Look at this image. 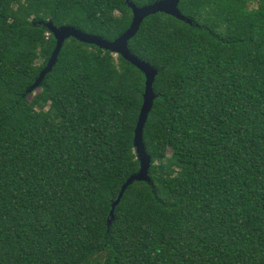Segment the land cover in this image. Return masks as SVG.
<instances>
[{
  "label": "trees",
  "instance_id": "trees-1",
  "mask_svg": "<svg viewBox=\"0 0 264 264\" xmlns=\"http://www.w3.org/2000/svg\"><path fill=\"white\" fill-rule=\"evenodd\" d=\"M142 8L162 0H129ZM146 18L131 53L158 70L134 146L146 77L109 42L127 0H0V264H264V1L181 0ZM42 22L43 24H40Z\"/></svg>",
  "mask_w": 264,
  "mask_h": 264
},
{
  "label": "water",
  "instance_id": "water-1",
  "mask_svg": "<svg viewBox=\"0 0 264 264\" xmlns=\"http://www.w3.org/2000/svg\"><path fill=\"white\" fill-rule=\"evenodd\" d=\"M180 1L181 0H162L152 5L139 8L135 6L133 3H131L129 0H127V4L132 9L133 12V21L130 28L113 42H109L98 36L86 34L75 27H69V26L57 27L53 22H49L45 24V27L55 37L57 44L46 67L40 73L36 82L28 90V93H32L36 89H38L42 85L45 77L53 71V69L55 68L58 62V58L62 51L64 43L70 38H74L86 44L95 45L101 49L110 51L115 55H121L126 61H128L136 68H138L146 77L143 105L135 129V138H134V146L136 148L137 158L140 163V170L137 174L132 175L121 187L117 200L112 204L109 224L113 222L116 207L120 204L126 190L135 182L150 183L149 172H150L152 160L146 151V147L143 139V133H144V127L148 121L149 115L153 109L154 102L157 98V94L155 93L154 90V83L159 72L157 69L152 67L147 62H144L138 59L137 57H135L129 49V42L138 34L143 21L146 18L156 15L158 13H165L178 20L192 24L191 20L187 19L181 14L179 10ZM40 24L43 23L40 22Z\"/></svg>",
  "mask_w": 264,
  "mask_h": 264
}]
</instances>
